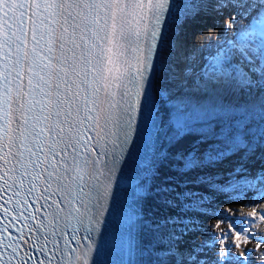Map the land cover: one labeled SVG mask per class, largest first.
Listing matches in <instances>:
<instances>
[{
	"label": "snow or ice",
	"instance_id": "obj_1",
	"mask_svg": "<svg viewBox=\"0 0 264 264\" xmlns=\"http://www.w3.org/2000/svg\"><path fill=\"white\" fill-rule=\"evenodd\" d=\"M203 6L0 0V264H114L101 259L113 229L121 264L144 252L147 264H264V168L197 178L227 203L247 200V214L162 175L264 148V0H211L228 13L225 41L199 70L191 55L177 70L176 37ZM149 198L177 214L149 218Z\"/></svg>",
	"mask_w": 264,
	"mask_h": 264
},
{
	"label": "bare ground",
	"instance_id": "obj_2",
	"mask_svg": "<svg viewBox=\"0 0 264 264\" xmlns=\"http://www.w3.org/2000/svg\"><path fill=\"white\" fill-rule=\"evenodd\" d=\"M190 2H194L196 4H203V10L197 15L194 19L187 20L181 27L179 36L176 37L177 40V48L173 53V61L177 66L179 60L183 58L181 51L185 53L186 57L194 58V63L192 65H196L197 61L195 60V55L197 56V60L202 57L207 61L206 55L210 53L209 48L204 46L209 37L213 39V44L216 43V39L218 37L225 38V35L220 31L219 23H224L223 18L224 15L217 16L216 12L212 9L211 0H190ZM228 15V14H227ZM242 23L237 25L240 26ZM232 34H226L227 39H232ZM217 36V38L215 37ZM225 40V39H224ZM203 46V47H202ZM194 51V52H193ZM184 61V60H183ZM185 62V61H184ZM164 115L165 113H161ZM192 140H186L183 142V149L187 150L190 148ZM243 158V161H242ZM243 162L244 167L247 169L249 176H255L257 172L264 168V148H257L253 154L245 155L244 153H237L228 159H226L223 163L217 164L211 168H198L193 171L188 172L186 175H180L175 171L169 170L168 167L162 168V175H168L173 178V183L181 185L176 188L177 192L184 191H192L199 196H206L210 200H217L221 207L235 208L238 209L241 213L247 214L252 210H248L249 212L242 211L243 204L241 203H227L223 200V198H218L213 192L210 190L207 183L198 182V177H210L213 178L217 183L224 184L227 179V176L231 174V170L239 163ZM169 164L174 163V161H169ZM184 181H188L187 185H183ZM241 183L244 181L241 180ZM230 190V189H228ZM255 196L252 191L248 193V197L251 198ZM258 197V196H257ZM195 199V197H194ZM252 199V198H251ZM259 199V198H257ZM247 201V200H245ZM145 213L149 218L155 219L159 218L162 215H176V209H166L158 204L156 198H149L144 205ZM211 212V210H210ZM257 212H260V208H257ZM194 214V213H190ZM203 221V225L206 228H210L213 223H216L215 220L210 219L208 217H201ZM257 231H264V222H260L257 220L255 225ZM262 229V231L260 230ZM152 239L151 232H147L144 235L145 243ZM190 239V237L188 238ZM200 240L206 239L205 236H199ZM255 241H253L249 246L254 247ZM262 249H264V245H262ZM148 254L144 252L142 255H136V261L140 262V264H147L148 262Z\"/></svg>",
	"mask_w": 264,
	"mask_h": 264
},
{
	"label": "rangeland",
	"instance_id": "obj_3",
	"mask_svg": "<svg viewBox=\"0 0 264 264\" xmlns=\"http://www.w3.org/2000/svg\"><path fill=\"white\" fill-rule=\"evenodd\" d=\"M227 12L225 13V17L227 16ZM225 17L223 16H221V18H223V20L225 19ZM217 38V37H216ZM219 38V41L221 40V37H218ZM252 199H257L258 197L257 196H253V197H251ZM247 205V201H245V203L243 204V207H242V211H244V212H249L250 210H252L251 209V207H248V206H246ZM249 210V211H248Z\"/></svg>",
	"mask_w": 264,
	"mask_h": 264
}]
</instances>
